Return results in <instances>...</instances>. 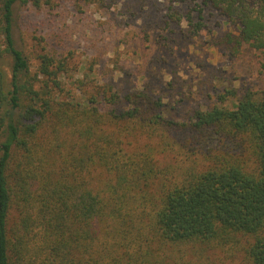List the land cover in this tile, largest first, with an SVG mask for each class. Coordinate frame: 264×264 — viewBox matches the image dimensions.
<instances>
[{
	"label": "trees",
	"instance_id": "trees-1",
	"mask_svg": "<svg viewBox=\"0 0 264 264\" xmlns=\"http://www.w3.org/2000/svg\"><path fill=\"white\" fill-rule=\"evenodd\" d=\"M18 1L0 0V264H264V87L183 122L92 79L63 98L66 59L40 53L32 76L15 41ZM204 4L264 74V0Z\"/></svg>",
	"mask_w": 264,
	"mask_h": 264
},
{
	"label": "rangeland",
	"instance_id": "rangeland-1",
	"mask_svg": "<svg viewBox=\"0 0 264 264\" xmlns=\"http://www.w3.org/2000/svg\"><path fill=\"white\" fill-rule=\"evenodd\" d=\"M14 11V38L32 76L40 53L66 59L63 98L75 91L73 80L92 79L121 95L145 90L166 103L167 118L183 122L228 88L237 94L223 105L232 107L245 91L264 87L257 51L243 44L230 58L226 35L239 30L204 0H19Z\"/></svg>",
	"mask_w": 264,
	"mask_h": 264
}]
</instances>
